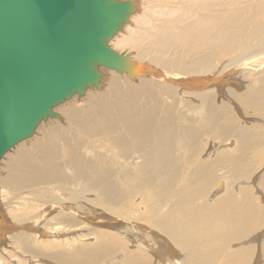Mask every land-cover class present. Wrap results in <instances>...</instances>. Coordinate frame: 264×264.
I'll return each mask as SVG.
<instances>
[{"label": "bare ground", "instance_id": "1", "mask_svg": "<svg viewBox=\"0 0 264 264\" xmlns=\"http://www.w3.org/2000/svg\"><path fill=\"white\" fill-rule=\"evenodd\" d=\"M149 2L153 6L144 13L136 10L109 43L138 63L139 75L128 80L102 70L106 86L101 92L87 91L81 102L56 108L62 122L49 120L44 128L40 124L32 138L0 162V188L22 192L17 205L26 215L21 222L32 221L5 236L28 264L43 247H64L53 257L56 264H121L120 259L141 264L150 255L161 264H174L180 258L176 251L190 257L185 264H246L251 243L264 242L259 228L248 241L255 214L249 207L252 195L241 186L237 196L231 190L232 183L248 180L254 172L248 151L261 148L252 154L262 155L263 131L256 126L248 130L243 113L228 107L237 102L264 121V0ZM207 139L235 146L208 162L201 157ZM223 169L229 170L230 181L216 178ZM213 188L215 195L225 192L211 198ZM3 210L8 213L9 206L0 210L1 236L14 230ZM95 223H111L116 234L91 233ZM140 223L151 224L164 236L144 234ZM234 226V231L224 229ZM194 227L202 230L204 241L191 233ZM89 234L96 245L75 252L73 246L85 243ZM124 236L136 249L122 256L119 247L118 260H104ZM242 239L245 248L235 245ZM1 247L3 259L7 249ZM263 247L257 254L261 259Z\"/></svg>", "mask_w": 264, "mask_h": 264}, {"label": "water", "instance_id": "2", "mask_svg": "<svg viewBox=\"0 0 264 264\" xmlns=\"http://www.w3.org/2000/svg\"><path fill=\"white\" fill-rule=\"evenodd\" d=\"M136 10L133 0H0V162L59 120L56 108L100 91L102 70L139 75L109 46Z\"/></svg>", "mask_w": 264, "mask_h": 264}, {"label": "rangeland", "instance_id": "3", "mask_svg": "<svg viewBox=\"0 0 264 264\" xmlns=\"http://www.w3.org/2000/svg\"><path fill=\"white\" fill-rule=\"evenodd\" d=\"M138 1V7H137V10L139 9V11L142 13H144L145 11H146V8H147V6H150V7H152L153 6V4H151L149 1H147V0H137ZM146 2H147V4H146ZM142 4V5H141ZM144 4V5H143ZM183 6H184V8H186L187 7V5L186 4H182ZM250 5H253L252 3H250ZM146 6V7H145ZM186 6V7H185ZM242 6V5H241ZM253 6H255V4L253 5ZM140 7V8H139ZM142 7V8H141ZM241 72L242 73H245L246 71H244V70H241ZM125 77V76H124ZM240 78H243L242 76L240 77ZM129 80V79H128ZM242 81H240V80H238L240 83H242V87H244V80L243 79H241ZM104 81H105V79H104ZM237 84H239V83H231V84H229V87H234V86H236ZM104 85L106 86V82L104 83L103 82V86H102V89H103V87H104ZM242 91V88H240L239 90H237V92H241ZM102 90H100V91H98V92H101ZM84 98V97H83ZM76 100V101H75ZM83 100V99H82ZM79 103V102H81V100L80 101H78V99L77 98H74L72 101H69V103ZM68 102H66L64 105H66ZM64 105H62V106H64ZM236 106H237V108H236ZM61 107V106H60ZM228 107L230 108V107H232V108H230L231 110H233L234 112H238V113H243V117L245 116V118H247V121H248V125H250V126H248V130H250V128L252 127H255V129L256 130H260V132H262L263 131V133H262V135L261 136H264V128H262V127H259V128H257L259 125L260 126H262V123H264V121L263 120H261L260 119V121L259 120H256L257 119V117L256 116H252V115H250L248 112H250V110H248V111H246V112H244V110H245V107L243 108L239 103H237L236 102V104H235V108H234V106H229L228 105ZM59 108V107H58ZM57 108V109H58ZM56 109V110H57ZM60 113V112H59ZM60 115H61V117H62V119L61 120H55V122H62L63 121V116H62V114L60 113ZM250 115V116H249ZM241 116V117H242ZM253 118V119H252ZM257 121V122H256ZM49 122H51V121H48V122H46V124H42L39 128H44L47 124H49ZM251 124H254L253 126L251 125ZM261 128V129H260ZM203 142V152H202V154H201V157H203L202 159L203 160H209L208 162H210V160H213L214 158H215V155H219V154H221L222 152H228V151H230V150H232L233 148H234V146H235V144H228V143H224V142H221V141H219V140H217V141H212L211 142V140L210 139H207V140H204V141H202ZM215 143V144H214ZM217 143V144H216ZM234 143V142H233ZM226 144V145H225ZM215 145V146H214ZM214 146V147H213ZM264 146V145H263ZM264 148V147H263ZM217 149V150H216ZM219 150V151H218ZM259 150H261V148H259V149H257V150H255V151H248V157H249V159H250V161L248 160V164H252V166H253V170H254V172L252 171L250 174H248V180H244V181H234L235 183H232V185L231 186H233V184L235 185V186H233L232 188H231V190L232 191H234V193L236 194V196H237V191L239 190V188H240V186H241V188H244V189H248V194L251 196L252 195V200L250 201V205H249V207H250V209L252 208L253 210H254V217L252 218V220L250 221V226H249V228H248V234H250V235H248V241H250V240H252L253 239V236L255 235V234H258V233H260V231L259 230H264V152H262V155L259 157V155H258V153L256 154V155H253V154H255L256 152H258ZM262 150H264V149H262ZM253 153V154H252ZM209 154V155H208ZM252 157V158H251ZM257 157H259V158H257ZM254 161V162H253ZM254 163V164H253ZM227 171V172H226ZM219 173H220V175H219ZM222 175H223V177H222ZM225 175V176H224ZM251 175H252V177H251ZM216 178L218 179V181H221V180H223V181H230L229 180V170H225V169H223V170H219V172L216 174ZM221 176V177H220ZM227 176V177H226ZM228 179V180H227ZM233 182V181H232ZM243 182V183H242ZM236 183H237V186H236ZM6 189H7V191H6ZM10 188H0V191H1V193H0V196L2 195V198L0 197V206H2V208L3 209H5L7 206H9V212L7 213L6 211L7 210H3L4 211V216L6 215V217H5V219H7V221H8V219H9V223H12V227H14V230L13 231H11V230H8L7 232H6V235H2V236H0L1 238H2V242H0V246H2L1 248H2V250L3 249H7L6 250V252H5V255H3L5 258H3L4 260H5V262H6V264H19V262H23L24 264H28V263H30V262H27V261H23V259L20 257L21 255H22V253H20V251H19V249L18 248H16V249H13L14 247V245H13V243L11 242V243H8L6 240V237L5 236H7V235H9V234H12V233H16V232H18V231H20L21 229H22V227L20 226V224L21 225H24L25 223H30V222H32L31 220L30 221H28V222H21V221H24V218H25V213L24 212H26V209L24 208V210H23V212H22V210L21 209H18V208H23V207H21L20 205H17V203H19L20 202V198H22L23 196H21V194H22V192H17L16 193V191H13V190H9ZM249 189H250V191H249ZM8 190H9V192H8ZM224 190H225V188H224ZM3 191H4V193H3ZM11 191H13V193L14 194H11ZM211 191V190H210ZM214 188L212 189V191L210 192V197L212 198V197H214L215 199L216 198H219V197H221L223 194H224V192H221V193H219V195L217 194V195H215V193H214ZM8 193H10V196L11 197H9V195L7 196V194ZM16 193V194H15ZM5 196V197H4ZM19 199H17V198ZM210 197H208L207 198V200L210 198ZM5 198V199H4ZM14 198H16V199H14ZM209 199L208 201H210V200H212V199ZM6 199H7V202H6ZM255 199V200H254ZM5 200V201H4ZM10 200H12V201H10ZM13 200H14V203H13ZM16 201V202H15ZM19 201V202H18ZM260 201V202H259ZM4 202H6V204H4ZM21 202H23L22 200H21ZM201 203H203V201H200V204ZM206 203V202H205ZM6 205V206H5ZM258 205V206H257ZM261 205V206H260ZM25 206V205H24ZM263 206V207H262ZM16 207H17V209H16ZM2 208H0V210H2ZM14 209H16V210H14ZM14 211V212H13ZM6 212V213H5ZM12 212H13V216H12ZM15 212H16V214L18 215H16L15 216ZM20 213H22L21 215H20ZM8 214V215H7ZM108 215H110L109 217H112V215L109 213ZM249 215V214H248ZM22 216V217H21ZM16 218V219H12V218ZM113 219H116V220H118V221H120V222H124V221H128V220H124V219H120V218H117L116 216H114V217H112ZM18 219V220H17ZM19 219H20V221H19ZM22 219V220H21ZM257 221H256V220ZM110 220H111V218H110ZM15 221V222H14ZM17 221V222H16ZM20 223H19V222ZM256 223H255V222ZM7 222V223H8ZM231 223H232V221H231ZM255 223V224H254ZM110 224V225H109ZM96 225V226H95ZM103 227H102V226ZM42 227H45V225H41ZM138 226H140V227H142V228H144V229H146V231H144L143 233L144 234H146L147 232H149V231H153V233L154 234H156V235H158V236H160V237H163L164 235L161 233V232H159L157 229H155L151 224H143V223H140V224H138ZM18 227V228H17ZM92 227H94V229L92 228ZM236 226H234V227H228V228H224L225 230H229V229H233V231H234V228H235ZM47 228V226L44 228V229H46ZM98 228V229H97ZM114 227L113 226H111V223H107V225L105 224V223H99V224H97V223H95V224H93V225H91V227H90V232L91 233H93L94 231H105V232H114L115 234H116V232H115V230L116 229H114L113 231H112V229H113ZM258 228H259V230H258ZM237 230V229H236ZM86 233L87 231L86 230H84V231H79V232H76V233H74V235H78L79 233L80 234H83V233ZM142 231H138L137 233H141ZM252 232H253V234H252ZM255 232V233H254ZM7 233H9V234H7ZM78 233V234H77ZM191 233L192 234H198V241H204L205 239H206V237H205V235H203V233H202V230L201 231H199L198 230V228L197 227H194L193 229H192V231H191ZM163 236H162V235ZM5 238H4V237ZM91 236V234H89L88 236H86V239H84L85 240V243H84V241H82V242H77L75 245H76V247L75 246H73V249H76V250H74L75 252L76 251H80L81 249H82V247H84L85 246V248L87 247V248H89L90 247V244H92L91 246H95L96 245V243H97V241H96V237H94V235L92 234V236ZM166 237V236H165ZM132 238V237H131ZM93 239H95V240H93ZM122 242H119L120 244H117V245H114V246H116V249L114 248L113 250H112V252H110L109 251V253L110 254H112V255H108V256H106L105 258H104V260H108V259H110V258H112L113 257V259L114 260H118V258H117V256H115V254L117 255V252H118V249L117 248H119V247H121V249H120V255H124V253H125V251H132V250H135L136 249V247H135V244L133 243V242H131L132 240H129V239H126V237L124 236V237H122ZM166 239L168 240V241H170L167 237H166ZM89 240V241H88ZM150 240V239H149ZM94 241H95V243H94ZM90 242V243H89ZM238 243H236L235 242V245L237 244V245H239V247H241V248H245V247H247L246 245H242V242H243V239L241 240V241H237ZM170 243V242H169ZM71 244V243H70ZM69 244V245H70ZM128 244V245H127ZM171 244V246H173V249H175V247H174V245H173V243H170ZM262 244H264V242H262L261 243V245H259L258 243H256V242H252L251 243V246L249 247L250 248V250H249V252L250 253H248V260L246 261V264H249V262H250V264H264V259H261V254L260 255H257L258 253H260L259 252V250H260V248L261 247H263L262 246ZM68 245V246H69ZM11 246V247H10ZM89 246V247H88ZM232 246H234V244L232 245ZM9 247V248H8ZM34 248H38L37 246H33ZM126 247V248H125ZM176 247H178V246H176ZM64 247H62V248H58L59 249V251H58V249H54V250H51V249H49L48 247H43L42 248V250L44 251L43 253L41 252V250H39L40 252H41V255H39V257H36L35 259H33V261H34V263H32V264H38V262L40 263V264H56V262L57 261H55L54 260V255H58V254H55V253H57V251L58 252H62V249H63ZM78 248V249H77ZM179 248V247H178ZM251 248H254L255 249V252L252 254V252H253V250L251 249ZM39 249V248H38ZM72 249V250H73ZM231 249H232V247H231ZM262 249V248H261ZM1 250V251H2ZM12 250H13V252H12ZM50 252H49V251ZM263 250H264V247H263ZM12 253H11V252ZM19 251V252H18ZM123 251V252H122ZM261 251V250H260ZM4 252V251H3ZM178 254H179V256H180V258H178V260H172V262L174 263V264H185V262H187V259L188 260H191L190 259V257L189 256H186V254H182L181 252V254L179 253V251H176ZM16 254V255H14V254ZM21 255H20V254ZM52 253V254H51ZM122 253V254H121ZM172 253H173V251H172ZM51 254V255H50ZM10 255V256H9ZM11 255H12V258H11ZM14 255V256H13ZM24 255V254H23ZM44 255V256H43ZM120 255H118V257L120 256ZM47 256V257H46ZM50 256L53 258H51V259H49L50 258ZM115 256V257H114ZM260 258H259V257ZM0 257H2L1 255H0ZM18 258V259H17ZM47 258V259H46ZM145 258V257H144ZM1 259V261H4L2 258H0ZM9 259H11V262L10 263H8V261H9ZM253 259V260H252ZM258 259V260H257ZM38 260V261H37ZM40 260V261H39ZM50 260V261H49ZM52 260H54V261H52ZM146 260H148V261H141L140 260V262H141V264H161V262L162 261H160L161 259L157 256H155V255H150V256H147L146 257ZM252 260V261H251ZM262 261V262H261ZM118 262H121V264H124V262H125V260L123 261V259H120V260H118ZM257 262V263H256ZM138 263V262H137ZM58 264V263H57ZM190 264H193V262H190Z\"/></svg>", "mask_w": 264, "mask_h": 264}]
</instances>
